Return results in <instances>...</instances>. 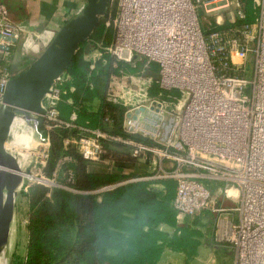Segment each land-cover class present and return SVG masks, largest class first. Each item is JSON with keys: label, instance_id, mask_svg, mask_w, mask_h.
<instances>
[{"label": "built area", "instance_id": "2783aa9c", "mask_svg": "<svg viewBox=\"0 0 264 264\" xmlns=\"http://www.w3.org/2000/svg\"><path fill=\"white\" fill-rule=\"evenodd\" d=\"M249 1L257 12L254 24L246 23ZM112 4L116 16L107 26L114 29L113 41L89 56L91 69L105 56L133 69L142 64L158 72L160 89L179 91L180 102L151 96L153 78L123 77L118 91L107 95L108 103L125 110L121 126L105 117L101 128L91 129L76 124L75 112L69 120L61 117L63 75L44 99L43 135L36 137L33 129V137L41 141L34 151L40 152L32 156L25 172L35 158L41 159L35 164L40 173L46 168L52 131L77 130V137L64 140L65 150L74 146L90 168L104 173L119 172L118 158L125 157L137 163L130 171L120 169L129 176L89 192L56 185L43 176L41 180L53 188L92 195L139 182L161 188L157 183L172 180L177 183L173 205L179 224L206 211H228L218 201L223 195L237 204L230 210L238 213V222L221 220L217 237L233 247L235 264H264V0H112ZM229 8L235 10L233 24L239 25L221 30V12ZM213 14L218 15L216 25L209 20ZM54 38L49 30L30 31L0 3V106L14 77V53L39 56ZM19 123L29 127L24 117H17L15 134ZM67 177L74 184L72 171ZM205 182L225 186L215 193Z\"/></svg>", "mask_w": 264, "mask_h": 264}, {"label": "trees", "instance_id": "16d2710c", "mask_svg": "<svg viewBox=\"0 0 264 264\" xmlns=\"http://www.w3.org/2000/svg\"><path fill=\"white\" fill-rule=\"evenodd\" d=\"M249 2L245 8L246 23L254 24L255 10ZM115 16L116 12H107L90 39L81 44L64 74L58 109L65 120L75 112L79 126L101 128L105 117L113 119L116 126L123 122L124 108L108 103L107 95L118 91L117 83L123 77L137 76V72H130L126 63L110 56L98 60L92 70L89 59L91 54L112 43L114 29L108 27L107 22ZM32 62V59L28 61L21 71ZM156 80L150 87V95L178 104L182 95L175 90L160 89ZM78 135L77 130L60 129L50 133L47 177L52 178L56 170L58 175L65 173L66 177L72 171L74 184L69 183L67 177L64 185L89 192L129 176L120 170L131 167L125 157L118 158L119 172L104 173L92 171V164L84 160L74 146L65 150L64 140ZM65 156L71 157V161L58 166ZM157 184L161 188L139 182L100 195L31 186L26 194L30 200L26 256L23 259L16 256L13 264H158L166 250L193 259L210 235L211 227L199 216L193 220L186 218L179 224L173 205L177 183L165 180ZM165 227L171 231H165Z\"/></svg>", "mask_w": 264, "mask_h": 264}, {"label": "water", "instance_id": "95a60500", "mask_svg": "<svg viewBox=\"0 0 264 264\" xmlns=\"http://www.w3.org/2000/svg\"><path fill=\"white\" fill-rule=\"evenodd\" d=\"M85 1L81 13L60 29L45 51L12 78L0 106V264H8L16 198L24 181L16 156L6 145L15 141L17 117H24L36 131L43 128L45 97L67 72L81 44L90 39L112 3V0ZM205 244L206 240L198 254Z\"/></svg>", "mask_w": 264, "mask_h": 264}, {"label": "rangeland", "instance_id": "374dc122", "mask_svg": "<svg viewBox=\"0 0 264 264\" xmlns=\"http://www.w3.org/2000/svg\"><path fill=\"white\" fill-rule=\"evenodd\" d=\"M249 3L251 4V6H253V9H254V5H253L252 1ZM110 10L116 12V4L114 5L111 3L110 8H109V12H110ZM254 12L256 15V13H257L256 10ZM221 15L223 16V19L221 20V21H223V25L221 26L222 29L220 28L221 30H227L231 27H235L236 25H239L238 22L236 24H233V22H232L233 19L235 21L237 20L235 17V10L233 8L225 9V12H221ZM111 16H112V13L110 15V18H112ZM217 18H218V15L213 14L209 20H211L213 25H216ZM252 59H253V56L251 54L250 58H249V62H248V71L246 73V75L249 79H252V77H253V66L251 63ZM144 68H145L144 65L140 64L136 69H133L130 67V72L133 71L132 73H134V71H135V73L137 72V74H142L141 76L143 78H153L154 80L158 79V72H155L151 69L148 70V69H144ZM19 70L20 69L18 67L14 68V73L17 74L18 72H20ZM175 91H177V90H175ZM179 94L181 95L180 92H179ZM166 119L168 121H170L172 119V117L167 114ZM167 125H170V122L167 123ZM31 134H33V132ZM39 135H43V130L35 132L36 137H39ZM76 151H77V149H76ZM38 152H40V151H38ZM67 157L70 159L67 160L66 159ZM40 160H41L40 158L39 159L35 158L34 164H32L31 167H29L27 169V174L37 176V178H35L36 180L26 178V179H24V185L25 186L30 185V187L33 185H42V186L46 187V185H47V186H51V188H53L54 186L52 184L41 181L42 176L45 179L52 180L54 182V184H56V185L57 184L64 185V183L67 179L66 174L61 173L60 175L57 174L56 176H54V174H53L52 178L47 177L45 174V170L48 168V163H47L46 168L42 170V173H40L41 171L38 167L39 164L36 165V167H35V164L39 163ZM67 161H71V157L65 156L60 161L58 166H60L63 162H67ZM129 164L130 165L132 164L134 166V164H137V163L132 162ZM131 167L130 168L126 167L125 170L130 171ZM92 170L96 171L94 169H92ZM55 172H57V170ZM138 173H140V170ZM139 175H141V174H139ZM39 182H41V183L38 184ZM205 183L210 186V188L212 189L213 192H215V190H216V192H218V189L223 188L225 186V183H217V185H214V183L211 185V183H209V182L208 183L205 182ZM24 187H22L19 190L17 198H16L15 217H14L12 233H11L10 248H9V252H8V264H13L16 256L20 257L21 259L25 258V256H26L27 243H28L27 225H28L29 213H30V200H29V197L26 195L27 192L24 190ZM218 201H219V203L223 204L225 206V208L228 209V211L223 212V213L206 211V212L200 213L196 216V217H198V216L202 217V221L205 224L209 223V225L211 227V231H210L211 233H210V235H208V238L205 239L206 244L204 245V249L201 251V253L198 254L193 259H191V258H188L183 253H175V252H172L170 250H166L164 252L162 258H161L160 264H235V251H234L233 247L226 242L225 243L220 242L219 238L217 237V232H218V228H219V222L223 219H225V222H227V221H229V222L231 221L234 223L238 222V213L235 212L234 210H230V209H235L237 207V204L234 202L228 201V200H224L223 195H221V197L219 198ZM193 218H192V220H193ZM209 219L213 220V221H208ZM164 229H165V231H169V232L171 231V229H169L168 227H165ZM198 229L201 230V228H198ZM202 231H203V229H202ZM204 231H205V229H204Z\"/></svg>", "mask_w": 264, "mask_h": 264}, {"label": "crops", "instance_id": "0c3cea01", "mask_svg": "<svg viewBox=\"0 0 264 264\" xmlns=\"http://www.w3.org/2000/svg\"><path fill=\"white\" fill-rule=\"evenodd\" d=\"M0 2L5 3L14 20L24 23L30 31L42 33L49 30L54 32L55 36L67 22L81 13L86 4L85 0H0ZM39 56H24L16 51L13 55L14 76L20 73L15 74L14 68L18 67L21 71L28 61L31 59L34 61Z\"/></svg>", "mask_w": 264, "mask_h": 264}, {"label": "bare ground", "instance_id": "6f19581e", "mask_svg": "<svg viewBox=\"0 0 264 264\" xmlns=\"http://www.w3.org/2000/svg\"><path fill=\"white\" fill-rule=\"evenodd\" d=\"M32 132V127L24 126L23 124L19 123V127L17 128V132L15 134V141L13 143H8L6 146L8 149L13 150V152H15V154L18 156L19 166L21 168V176L23 178H29L33 180L37 177L27 174V172H25V168L28 166L32 156L35 155L36 150L34 151V149H37V147L41 145V141L39 138L33 137L34 133L31 134ZM36 154H38V152H36ZM41 181L51 184V182L48 180ZM231 193L236 194L235 191H231ZM5 262L6 260H4V263Z\"/></svg>", "mask_w": 264, "mask_h": 264}]
</instances>
